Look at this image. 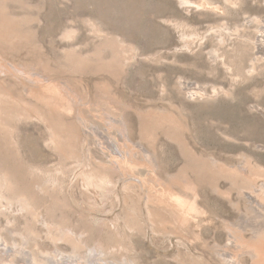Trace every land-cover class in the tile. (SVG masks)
Here are the masks:
<instances>
[{"label": "rangeland", "instance_id": "rangeland-1", "mask_svg": "<svg viewBox=\"0 0 264 264\" xmlns=\"http://www.w3.org/2000/svg\"><path fill=\"white\" fill-rule=\"evenodd\" d=\"M0 249L264 264V0H0Z\"/></svg>", "mask_w": 264, "mask_h": 264}, {"label": "bare ground", "instance_id": "bare-ground-1", "mask_svg": "<svg viewBox=\"0 0 264 264\" xmlns=\"http://www.w3.org/2000/svg\"><path fill=\"white\" fill-rule=\"evenodd\" d=\"M185 1V0H184ZM187 2V1H186ZM190 3V2H189ZM12 250V249H11ZM2 252H4V250L3 249H0V253H2ZM11 256L10 257H13V255L12 254H10ZM15 256V255H14ZM21 259V258H20ZM29 262H31L32 264H37V263H35L34 262V260L33 259H31V258H29ZM20 263H23V264H25L26 263V261L25 260H23L22 262H20ZM0 264H6L4 261H3V259H1L0 258Z\"/></svg>", "mask_w": 264, "mask_h": 264}]
</instances>
